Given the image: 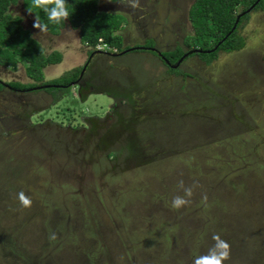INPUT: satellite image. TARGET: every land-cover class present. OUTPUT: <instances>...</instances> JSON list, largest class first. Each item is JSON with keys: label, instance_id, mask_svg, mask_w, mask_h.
Returning <instances> with one entry per match:
<instances>
[{"label": "rangeland", "instance_id": "rangeland-1", "mask_svg": "<svg viewBox=\"0 0 264 264\" xmlns=\"http://www.w3.org/2000/svg\"><path fill=\"white\" fill-rule=\"evenodd\" d=\"M190 3L159 0L149 10L161 21L165 15L159 25L141 19L126 27L125 20L122 44L198 48L183 42L193 34L189 22L174 21ZM8 12L44 54H60L42 69L43 81L76 75L58 84L53 98L41 82L31 91L9 90L7 82H34L21 63L0 65V264H192L214 234L230 245L224 264H264V7L247 11L238 27L243 48L219 51L209 62L185 56L176 72L144 49L122 58L103 53L108 49L90 52L66 22L55 34L40 31L20 3ZM120 12L130 22L145 14L113 13L121 19ZM114 109L138 114L139 132L104 131L118 117ZM13 115L45 124L44 141L23 130L1 132V118ZM85 116L99 120L90 127ZM57 131L69 144H55ZM128 134L142 136L129 155ZM181 180L193 194L174 209L173 197L184 196ZM20 191L30 207L20 204Z\"/></svg>", "mask_w": 264, "mask_h": 264}, {"label": "trees", "instance_id": "trees-1", "mask_svg": "<svg viewBox=\"0 0 264 264\" xmlns=\"http://www.w3.org/2000/svg\"><path fill=\"white\" fill-rule=\"evenodd\" d=\"M18 1L21 2L22 7L25 10L32 13L35 18H38L40 23L46 24V31L51 34H55L65 22L68 23L70 28L77 29L79 33V41L88 47H91L92 50L90 52L94 51L93 47L99 41L104 42L110 48H114L115 51H117L116 54L120 53V55L117 56L119 58L126 56L128 53H135L139 52L140 49H144L154 56H159L162 65L168 71L172 72L178 71L177 69L180 67L181 62L185 59L183 54L186 52H183L179 46H176L171 50L157 52V50L151 49V41H148V44H144L142 47L134 45L136 46L135 48L127 49L129 46L122 44V36L118 31L119 27L123 26L125 22L124 17H121L120 19L116 13L97 11V0H66L69 17L60 23H53L49 21L43 9L32 6V0H0V65L13 66L16 63H21L27 76L34 82L31 84L7 82L5 87L11 91H31L34 89L33 87L37 85V82H41V86L39 87L44 89L45 92L52 94L53 98H55V91L60 89L58 84H66L68 81L73 80L76 75L73 73L69 77L43 81L42 69L48 64L59 62L60 54L57 51L44 54L42 48L37 42L30 41L29 30L22 27L19 17L12 16L8 12V7ZM254 1L255 0H194L188 10V19L192 27L193 34L192 36L186 37L183 42L185 45L192 42L196 47L201 49V51H187L188 54L186 56L195 54L199 58H202L205 62H209L215 58L216 53L219 51L229 53L243 48L244 39L238 34V27L247 15L245 12L239 16L234 28L231 30L235 22L236 15L238 14L235 12V9L237 6L241 5V11H244ZM263 7L264 0H258L252 8L262 9ZM212 48H214L212 51H208ZM104 52H107L105 53L107 55L113 54H111V50ZM179 58H181V61H179L175 67H172L171 65L175 64ZM0 88H2L1 83ZM78 92L80 94L79 98L84 100L85 96H81V87L78 89ZM153 93L160 94L161 92L154 89ZM113 112L114 113L112 115H115L116 110L114 109ZM188 115H190V113H187L184 117ZM116 116H118V119H114L110 126H104V131H108L112 127V131L116 133L118 132V134L123 133L126 135L128 128L136 126L134 132L135 130L136 132H139L137 126L138 124H141L142 121L139 120L138 114L136 116H128L117 113L115 117ZM12 117L14 120L9 117L1 118L3 126L8 127V129H4V127H2L1 132L15 133V130H17L21 131V133L25 132V134H31V139L36 140L42 138L41 140L44 141L43 139L45 134L47 136L45 124L37 125L32 123L29 125L24 123V120H22V118L18 115H13ZM83 119L90 127L93 119L99 120L97 116H85ZM9 124H12L13 128H11V130L13 131L9 129ZM142 125L144 127V123H142ZM61 133V131H57L53 136H51L55 144L56 142L60 143V147L65 146L66 143L69 144L68 138H66L67 135ZM135 135L136 136L134 137L131 134H128V136H130L128 137L130 138L128 139L129 141L124 140L126 144L124 145L129 149L125 152L127 155L132 152L130 146L132 145V141L134 139L138 140L142 137L140 134Z\"/></svg>", "mask_w": 264, "mask_h": 264}, {"label": "clouds", "instance_id": "clouds-1", "mask_svg": "<svg viewBox=\"0 0 264 264\" xmlns=\"http://www.w3.org/2000/svg\"><path fill=\"white\" fill-rule=\"evenodd\" d=\"M32 6L43 9L48 20L53 23H60L69 17L66 0H32ZM34 27L40 31L47 30V25L40 23L38 18H36ZM179 187L183 189L184 196L177 195L173 197L171 207L174 209H179L188 204L189 200L186 197L190 198L193 194L192 188L185 187L182 180L179 182ZM17 198L20 204L25 208L30 207L32 204L30 197L27 196L23 191H20L17 194ZM212 239L214 243L208 249L207 253L194 256L192 264H224V262L230 258L229 243L222 239L219 234H214Z\"/></svg>", "mask_w": 264, "mask_h": 264}, {"label": "flooded vegetation", "instance_id": "flooded-vegetation-1", "mask_svg": "<svg viewBox=\"0 0 264 264\" xmlns=\"http://www.w3.org/2000/svg\"><path fill=\"white\" fill-rule=\"evenodd\" d=\"M153 2L151 3V4H149V6H145L144 7V5H140L139 3H138V1L137 0H97V4H96V9H97V11H104V12H109V13H113L115 10H119V11H124V12H126V13H128V12H134L135 13V15H138L139 13H145L143 16H141V17H139L138 18V20L137 21H129L130 19H128V17H127V15H124L123 13H121L122 15H123V17L125 18V20L127 21V25H126V27L129 25L130 27H131V25H133L134 23H136V24H138L139 22H144L143 20H141V19H145V22L144 23H147V24H149V26H155V25H159V24H161L162 22H165L166 23V20L164 19V16L165 15H163V17H162V21L160 20L161 18L158 16V15H156V14H154L153 15V13H150L149 12V10H150V7H156L155 6V4H158L159 5V0H152ZM172 1H174V5L176 4V3H184L185 2V0H172ZM194 0H191V3L193 2ZM18 3H20L21 4V2H17V3H15V4H12V5H16V4H18ZM191 3H190V5H191ZM189 4V3H188ZM190 5H189V7H190ZM11 6V5H10ZM9 6V7H10ZM21 6H22V4H21ZM140 8H139V7ZM8 7V8H9ZM187 7V6H186ZM185 7V12H184V10L182 11V12H184V13H181V15H182V17H181V15H180V17H174V21H175V24L177 25V20L178 19H185L186 20V22H187V24H188V22H189V19H188V10H189V7L188 8H186ZM24 9V8H23ZM103 9V10H102ZM25 10V9H24ZM25 11H27V10H25ZM28 12V11H27ZM241 12V11H240ZM30 13V12H29ZM32 14V13H31ZM160 18V19H159ZM166 18H168V16H166ZM158 20H159V22H158ZM184 22V21H183ZM143 23V24H144ZM164 23V24H165ZM65 24V23H64ZM189 24H190V22H189ZM146 25V24H145ZM144 26V25H143ZM165 26H167V25H165ZM169 26V25H168ZM167 26V27H168ZM133 27V26H132ZM170 27V26H169ZM78 38H79V36H78ZM136 46H130V47H128V48H130V49H132V48H135ZM151 49H154V50H157V52H159V50L157 49V48H155V47H151ZM117 52V51H116ZM116 52L115 53H113V55H116ZM104 53H107V52H104ZM112 54V53H111ZM156 54H158V53H156ZM155 54V55H156ZM158 58H159V56H158ZM160 59V58H159ZM83 71H85V68H84V66H82L81 67V69H80V73L82 72L83 73ZM80 73H79V75H80ZM82 77V76H81ZM81 77H79V78H77L76 79V84H78L79 82H81ZM85 80H84V82L85 81H87L86 80V78H84ZM74 81V80H73ZM72 81V82H73ZM97 81V79H95V78H93L92 77V80H91V82H96ZM83 85V84H82Z\"/></svg>", "mask_w": 264, "mask_h": 264}, {"label": "water", "instance_id": "water-1", "mask_svg": "<svg viewBox=\"0 0 264 264\" xmlns=\"http://www.w3.org/2000/svg\"><path fill=\"white\" fill-rule=\"evenodd\" d=\"M258 0H255L252 4H250L244 11H241V12H239L237 15H236V18H235V22H234V24H233V26H232V28H231V30L234 28V26H235V24H236V21H237V19L239 18V16H241L243 13H247V11H249V10H251V8L254 6V4L257 2ZM127 49H130V48H127ZM214 48H212V49H210V50H208V51H212ZM199 51H201V49H199V48H193V49H190V50H188V52H199ZM188 52H186V53H184L183 54V56H186L187 54H188ZM179 61H181V58H179L177 61H176V63L175 64H172L171 66L172 67H175L178 63H179ZM39 87V86H38Z\"/></svg>", "mask_w": 264, "mask_h": 264}, {"label": "built area", "instance_id": "built-area-1", "mask_svg": "<svg viewBox=\"0 0 264 264\" xmlns=\"http://www.w3.org/2000/svg\"><path fill=\"white\" fill-rule=\"evenodd\" d=\"M99 42L94 46L93 49H95V50L108 49L109 50L108 46L104 42H101V41H99ZM101 47H104V48H101ZM110 50L112 51V48Z\"/></svg>", "mask_w": 264, "mask_h": 264}]
</instances>
